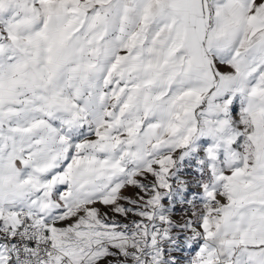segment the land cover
<instances>
[{"label":"snow or ice","instance_id":"obj_1","mask_svg":"<svg viewBox=\"0 0 264 264\" xmlns=\"http://www.w3.org/2000/svg\"><path fill=\"white\" fill-rule=\"evenodd\" d=\"M0 264H264V0H0Z\"/></svg>","mask_w":264,"mask_h":264}]
</instances>
